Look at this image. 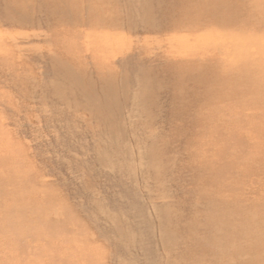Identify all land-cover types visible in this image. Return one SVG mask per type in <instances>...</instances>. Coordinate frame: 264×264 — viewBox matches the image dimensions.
<instances>
[{
    "label": "rangeland",
    "instance_id": "1",
    "mask_svg": "<svg viewBox=\"0 0 264 264\" xmlns=\"http://www.w3.org/2000/svg\"><path fill=\"white\" fill-rule=\"evenodd\" d=\"M14 1L16 22L0 16V201L21 203L0 215L22 217H0V264H177L217 219L200 212L260 224L246 213L264 214V11L201 20L181 0H102L110 16L82 23L43 9L69 0Z\"/></svg>",
    "mask_w": 264,
    "mask_h": 264
},
{
    "label": "bare ground",
    "instance_id": "2",
    "mask_svg": "<svg viewBox=\"0 0 264 264\" xmlns=\"http://www.w3.org/2000/svg\"><path fill=\"white\" fill-rule=\"evenodd\" d=\"M244 3L243 7H240L239 2L241 1H221V0H181L182 3L186 4V6H189L195 10V12H200L203 8V10L200 12L202 19L205 20V16L209 15L210 11L213 12H220L223 9V5H229L234 9V14L237 13V11H241L244 15H249L251 13V9L253 8L254 11H264L263 0H242ZM7 2V1H6ZM2 3V2H0ZM11 3V4H9ZM87 3V4H86ZM102 0H69L68 3H65L64 6L66 7L65 10L62 9L61 4L54 2L48 6H44V10L47 11V14L50 17H56L58 15V11L63 13V17L65 18L67 16V13L69 11L73 12V19L68 20L66 22L76 21L77 19L84 23L86 20L92 21V19L97 20H105L106 16H110V12L108 7L105 5L104 7L101 6ZM4 4V3H3ZM0 4V16H3L5 12H8L7 17H5V21L9 20V18L12 16L14 17V20L11 21L13 23L17 20L18 13L23 14L21 12H17V9L19 8V4L13 0L8 2L5 5ZM103 5V4H102ZM88 7L89 11L87 12V15L80 14L83 8ZM209 10H206V9ZM11 10L12 13L9 11ZM239 16V15H238ZM62 18V15L59 16ZM20 18V17H18ZM1 19V17H0ZM69 19V18H68ZM213 19L221 21L223 19H219L218 15H215L213 13ZM77 20V21H78ZM10 21V20H9ZM94 23V22H93ZM96 25H99L97 23H94ZM257 27L254 24H247L242 27H240L239 30H241V33H254L252 31H256ZM234 52H237L236 50ZM233 53V52H232ZM235 54V55H234ZM230 54L229 57L234 58V61L236 64L242 63L241 62V55H246L247 57H251L246 53H242L241 51H238L237 53ZM235 56V57H234ZM228 57V58H229ZM238 57V58H237ZM238 59V60H236ZM249 59V58H246ZM244 59V60H246ZM252 68L247 72L243 74V77L246 79V81L250 82V80H247V77H259L261 76L262 70L261 66L260 68L255 65V63H252ZM226 65L224 64L223 67ZM254 68V69H253ZM253 69V71H252ZM222 75L226 74L225 80L222 79L221 81L224 84L227 82V80L230 78L228 77V73L226 71L221 72ZM234 73V70L230 72V75ZM259 120H256L255 124H260L261 126L264 125V119L262 116L258 118ZM263 119V120H262ZM2 184V183H1ZM0 184V188L1 187ZM21 203V198L14 197L12 200L10 197L4 198L0 201V214L1 212H10L14 209L15 206L19 208V204ZM213 204L212 200H208L203 202L201 205L206 207H209ZM225 206L223 204H220L218 209L213 212H200V216L204 218L205 220H212L215 217H217L214 224H211L210 227H200L199 229H194L192 231L193 237L196 241L199 242V246L197 247V256L195 255V259L191 261H181L177 264H203L206 262L207 264H253L254 257L252 256L254 254V251H256L257 254L262 252L264 250V214L262 215L260 211L255 212H247L246 215L250 217L251 222L253 223L255 220L260 221L259 225H245L243 226L241 222L236 223H230L229 226L227 223H225L224 216H227L225 211ZM22 215V214H21ZM20 214H18L16 217H11V215H0L2 219L11 218L8 222V224L18 222V218H21ZM245 215V214H244ZM242 230V231H241ZM241 231V232H240ZM240 243H234L233 241L236 240ZM256 239V242H255ZM257 243V244H256ZM252 244H255L253 249L251 251H247L244 249V246H251ZM259 244V245H258ZM264 264V263H262Z\"/></svg>",
    "mask_w": 264,
    "mask_h": 264
}]
</instances>
